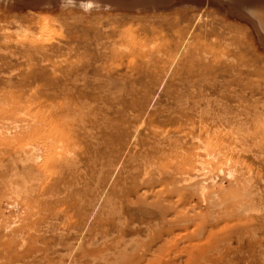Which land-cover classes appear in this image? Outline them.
<instances>
[{"label": "rangeland", "instance_id": "rangeland-1", "mask_svg": "<svg viewBox=\"0 0 264 264\" xmlns=\"http://www.w3.org/2000/svg\"><path fill=\"white\" fill-rule=\"evenodd\" d=\"M172 1L0 3V264H264V0Z\"/></svg>", "mask_w": 264, "mask_h": 264}, {"label": "bare ground", "instance_id": "bare-ground-1", "mask_svg": "<svg viewBox=\"0 0 264 264\" xmlns=\"http://www.w3.org/2000/svg\"><path fill=\"white\" fill-rule=\"evenodd\" d=\"M164 1H166V0H161V1L160 0H29V1L28 0H0V3L3 4V6H5L6 4L9 5V6H13V5L19 4L18 6H21V7H24L25 5L28 6V7H31V6H37L38 7V6H41V5H43L44 7H46V6H48V7H53L54 6L55 7L56 5H61V7L62 6L67 7V5H73L75 8L82 9L84 12H90L91 9H97V10H100L98 13L107 15V14H111V13L106 12V10H110L112 8H118V9H121V10L122 9H131V8H136L137 9V8H139V9L146 10L143 7H145V6L148 7L149 6V8H151L150 12L152 10H155V12H156V8H155L156 5L160 4L161 2H164ZM219 1L222 4L224 2V0H219ZM233 1L234 0H232V2ZM172 2H174V0ZM211 2H213V1H211ZM235 2H236V0H235ZM257 2H260V1L259 0H237L238 5L243 6V7L247 8L248 10L250 9L249 11L252 10L253 4H256ZM262 2H264V1H262ZM144 3H146V5H144ZM173 4H175V3H173ZM253 7L255 8V6H253ZM262 7H264V6H262ZM228 8H230V7H228ZM102 10H105V11H102ZM236 11H235V13H236ZM232 12H234V10ZM134 13H136V11H134ZM114 14L115 15H121V16L122 15L123 16L124 15H128L127 13H124V12H118V13H114ZM233 15H235V14H233ZM242 16H244V15H242ZM238 17H240V15ZM244 18L248 19V17H246V16H244ZM249 19H251V18H249ZM254 25H255L254 28L256 30V33L258 34L257 37H258L259 41L261 42V44H264V36H262V35H264V13H259L258 14V18L256 17V19L254 20ZM20 31H22V30H20ZM262 47H264V46H262Z\"/></svg>", "mask_w": 264, "mask_h": 264}, {"label": "water", "instance_id": "water-1", "mask_svg": "<svg viewBox=\"0 0 264 264\" xmlns=\"http://www.w3.org/2000/svg\"><path fill=\"white\" fill-rule=\"evenodd\" d=\"M29 1V0H28Z\"/></svg>", "mask_w": 264, "mask_h": 264}]
</instances>
